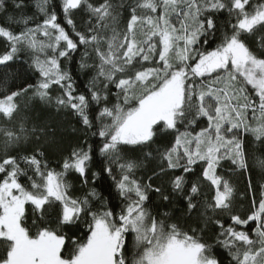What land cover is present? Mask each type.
Returning <instances> with one entry per match:
<instances>
[{
    "label": "snow or ice",
    "instance_id": "1",
    "mask_svg": "<svg viewBox=\"0 0 264 264\" xmlns=\"http://www.w3.org/2000/svg\"><path fill=\"white\" fill-rule=\"evenodd\" d=\"M33 6L28 15L24 0H0V68L19 66L0 74V264H225L223 253L227 264H264V183L258 198L252 183L253 167L264 173V0ZM28 72L34 82L17 84ZM37 100L70 111L98 142L52 167L55 129L25 114ZM236 173L247 174L246 213ZM162 177L170 192L154 183ZM109 180L105 196L95 184ZM153 193L183 200L186 223L151 209Z\"/></svg>",
    "mask_w": 264,
    "mask_h": 264
},
{
    "label": "trees",
    "instance_id": "2",
    "mask_svg": "<svg viewBox=\"0 0 264 264\" xmlns=\"http://www.w3.org/2000/svg\"><path fill=\"white\" fill-rule=\"evenodd\" d=\"M11 0H9V3ZM95 2V0H93ZM114 3H120L121 0H113ZM125 3L129 2V0H124ZM252 4L255 5L256 3L260 2V0H251ZM24 3L27 5V7L24 9V11L28 15H33L36 13V9L33 6L34 0H24ZM12 9L9 8V12H11ZM7 13L0 14V24L5 23ZM63 18L61 17V20ZM77 26L83 25V23L87 20V16L83 15L82 13H77L74 17ZM221 21L227 20V13H225L223 16L220 17ZM260 32H257V37L260 35ZM4 42L0 40V51H3L4 48ZM255 46V44H253ZM77 56V59H79L78 54H74ZM27 65H25L26 67ZM66 67L70 68L72 71H76V65L75 64H67ZM19 69L18 65H13L12 69H3L0 68V74H2L4 71H17ZM31 72H28L26 74H21L20 78L17 79L16 83L19 84L22 81L26 80L28 83H32L35 80V77L33 76L32 79H27L28 76H31ZM78 84L81 88H83L84 83L86 82V78L77 72ZM75 78V77H74ZM55 94V93H54ZM27 98H22V103L26 101ZM33 118L39 117V119L43 122L48 123L53 129H55V142L46 146V151L48 155V159L51 161L52 167H57L58 163L62 161V158L66 156L74 146L84 144V142L87 140L88 143H92L93 140H97L98 138L92 137L91 133L88 132L86 129L83 128V126L78 122L77 118L71 114L70 111H60L57 112L54 108H46L44 105L40 104V102L32 101L29 102V109L25 113ZM4 125L3 119H0V126ZM11 127V125H8ZM201 126H206V124H202ZM183 130V129H181ZM198 130V129H197ZM169 137L165 136L163 139L158 140V144L163 147V145L167 142ZM87 145H85L86 147ZM157 145H153V149L156 148ZM147 151V150H146ZM251 151V149H250ZM155 163V161L153 162ZM230 161H223L222 166L220 168L221 174L227 175L230 170ZM92 168L94 171L99 170V164L93 163ZM59 170V169H58ZM199 171V169H197ZM31 174V173H30ZM147 175H151V172H148ZM147 175H145L144 170H138L136 172L137 177L143 176L145 180L147 179ZM231 180L235 186V199L234 204L238 211L242 213H246L249 208L251 207L252 203V194L248 191V179L247 174L241 175L239 173H236L232 175ZM70 181H72L75 184V187L79 189L81 187L78 180L75 179V177L70 176L68 178ZM155 184L161 185L166 192L171 191V186L167 182V177H162L160 179H157L154 181ZM252 183L256 188V195L257 198L259 196V185L261 183H264V173H262L258 168L253 167L252 169ZM108 184H111V181H107L105 183L104 181H97L95 186L98 190L102 191L105 196H108L109 190H108ZM208 187L207 183H205L201 189V192H207ZM113 199V204H119V200L115 199V190L111 189ZM79 195V192L76 193ZM149 207L153 210H160V211H172L174 217L179 218L178 222L182 225L186 223L184 216L186 213L182 210L185 209V203L183 200H177L172 205H168L166 202H162L155 193L151 194V203ZM28 213L29 217H31V206H28ZM29 223H31V218L29 219ZM190 223V221H188ZM67 231V229H65ZM221 258L224 260L225 264H227L228 257L226 253H223L221 255Z\"/></svg>",
    "mask_w": 264,
    "mask_h": 264
}]
</instances>
